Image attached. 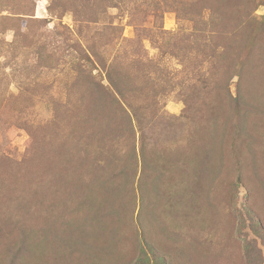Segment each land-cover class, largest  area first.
I'll use <instances>...</instances> for the list:
<instances>
[{"label":"rangeland","instance_id":"obj_1","mask_svg":"<svg viewBox=\"0 0 264 264\" xmlns=\"http://www.w3.org/2000/svg\"><path fill=\"white\" fill-rule=\"evenodd\" d=\"M0 264H264V0H0Z\"/></svg>","mask_w":264,"mask_h":264}]
</instances>
